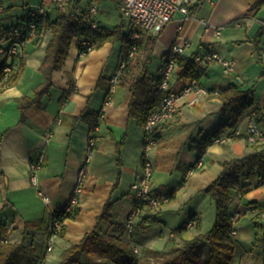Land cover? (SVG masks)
<instances>
[{"label":"crops","instance_id":"crops-1","mask_svg":"<svg viewBox=\"0 0 264 264\" xmlns=\"http://www.w3.org/2000/svg\"><path fill=\"white\" fill-rule=\"evenodd\" d=\"M189 2L193 15L184 18L177 13L162 28L156 35L152 60L156 57L162 63L170 46L184 37L188 45L183 55L192 57L205 49H213L223 58L233 60V70L226 72L217 62L203 65L204 74L198 82L208 94L194 106H189L187 98H182L174 118L159 126L157 144L148 153L153 162L152 186L158 194L173 195L167 204L154 212L153 222L145 223L140 217L131 233L125 229V220L133 203L130 186L141 171L144 131L135 118L129 117L131 92L120 84L109 92V79L121 58L123 44L106 42L80 54L74 38L64 65L52 72V86L42 97L41 105L29 106L23 114L18 99L33 96L34 89L43 82L39 67L52 33L44 31L39 36H28L19 55L0 54V68L9 63L13 71H19L16 81L0 87V225L5 228L0 243L2 240L21 242L26 221L47 217L64 208L74 192L78 170L87 154L92 128L89 117L98 112L95 144L85 165L81 190L76 194L78 214L74 219H65L64 235L50 252L45 250L47 235L44 231L32 226L26 229L27 243H33L44 263L58 264L61 250L71 243H78L86 232L94 229L96 218L110 199L113 201L110 218L99 224V231L121 234L140 251L147 248L168 250L183 239L191 238L193 234L189 232L192 230L178 232V228L192 214L198 216L202 231L209 229L214 220V207L210 197L201 190L218 176L221 161L242 156L249 150L243 138L247 116L256 111L261 115L260 124L264 127V0ZM0 5L3 7L0 10V46L9 43L7 28L37 6H42L41 13L50 19L59 14L52 0H0ZM98 13L95 14L97 20ZM236 22L241 25L236 26ZM216 26L222 27L218 36L214 33ZM150 65V76L157 75L160 66L157 73L152 74ZM178 73L176 65L169 78L170 89L178 90L189 82L190 78L179 77ZM70 76L74 78V90L61 99L69 91ZM100 76L103 80L98 85ZM230 85L240 89L252 87L254 105L244 112L235 128L224 129L218 134L227 138V142H212L201 153L195 142L218 128L224 120L216 92ZM108 95L110 100L105 104ZM82 112L88 117H80ZM201 155L203 167L189 174L190 166ZM40 157L41 167L32 172V164ZM32 173L35 183L31 179ZM155 175L156 179H153ZM241 185L240 196L231 204L236 231L234 264H240L245 255L251 254L253 207L264 204V184L257 185L255 177H249L241 180ZM245 215L252 225L251 235L247 233L249 247L242 242L243 226L238 227Z\"/></svg>","mask_w":264,"mask_h":264},{"label":"trees","instance_id":"trees-1","mask_svg":"<svg viewBox=\"0 0 264 264\" xmlns=\"http://www.w3.org/2000/svg\"><path fill=\"white\" fill-rule=\"evenodd\" d=\"M91 1L69 0L63 10L59 9V14L55 19H50L45 13L29 16L28 11L21 21L12 25L17 29L16 33L21 39L27 38L30 30L35 36L41 35L44 31L52 33L46 47L45 58L39 67L44 80L34 89L33 96H22L18 99L19 109L23 114L27 107L41 105L42 97L49 93L52 86V72L60 70L64 65L74 38L77 39V48L80 54L88 52L83 41H88L91 49L98 48L106 42L119 41L123 44L121 57H127L129 48L135 44L133 54L127 57V63L123 74L119 77L118 84L126 87L132 94L129 102V117L135 118L137 123L143 126L148 114L157 108L162 97V93L156 92V85L160 81L159 73L155 76H150L149 73L157 36L141 33L139 38L133 39L131 37L133 31L128 30L116 0L112 1L119 12V23L112 28H107L102 26L99 19L97 20L94 16L93 19L96 21L97 27L92 28L85 17ZM259 2L261 3V1ZM30 22L33 23V28L29 27ZM10 27L7 28L8 33ZM174 59L179 67V77L199 80L204 74V66L192 57L180 54ZM18 76L19 71L17 72V70H11L7 76H3L0 68V87L13 83ZM102 80L103 76H100L98 85ZM72 90H74V78L70 76L69 91L65 92L61 99L65 98ZM216 96L221 101L220 113L224 120L218 128L195 142V147L201 153L222 130L235 128L244 112L254 105L252 87L240 89L235 85H230L228 88L218 90ZM255 114L257 121L260 122L261 115L256 111ZM80 117L86 118L88 114L82 112ZM99 117V112L89 117L92 126L98 124ZM160 125L156 127V139L159 135L157 130ZM247 146L249 150L242 156L221 161L222 169L218 176L201 190L202 193L210 197L214 207V220L206 231L201 230L198 216L192 214L185 224L178 228V232L188 229L187 222L195 219L193 226L195 233L191 238L183 239L181 243L172 245L168 250L147 248L142 255H139L138 252H134V248L122 238L121 234H103L99 231V224L110 218L113 204L110 199L96 218L94 229L86 232L78 243H71L61 250L58 264H234L236 241L231 233L234 222V213L231 211L232 200L240 196L243 190L241 180L244 178L255 177L257 185L264 184V141L247 143ZM142 157L144 158V154ZM166 195L171 198L173 194L167 193ZM253 208L254 214L251 221L254 234L251 253L254 258L250 262H241L240 264H264V204L256 205ZM78 212V205H74L69 211L62 209L59 212L48 214L47 217L26 221L21 242L1 241L0 264H44V259L38 256L33 243H27L26 229L30 226L36 227L48 236L51 220L54 217L60 220L74 219ZM154 212L153 209H146L138 218H143L142 221L145 223H151L155 220ZM4 229V226L0 225V239L4 234ZM64 230L65 224L60 237H63Z\"/></svg>","mask_w":264,"mask_h":264},{"label":"built area","instance_id":"built-area-1","mask_svg":"<svg viewBox=\"0 0 264 264\" xmlns=\"http://www.w3.org/2000/svg\"><path fill=\"white\" fill-rule=\"evenodd\" d=\"M53 4L58 9H64L65 5L69 0H52ZM118 2L119 11L122 13L123 18L126 22L128 30L133 31L131 37L133 39L139 38L140 34H152L157 35L164 26L170 22L173 17L179 13L184 16V18H190L193 14L190 11L189 0H116ZM0 10L3 7L0 5ZM43 11L42 6H37L28 12L29 16H34L37 13ZM98 12V6L93 2H90L88 9L85 13L86 20L90 22L92 28L97 27L96 21L93 19L95 14ZM236 26H240V22L235 23ZM29 27L33 28V23H29ZM221 26L214 27V33L216 36L221 33ZM10 32L9 43L6 46H0V54L3 56H16L22 51V43L24 39L16 33L17 29L15 27H10L8 29ZM33 35V31L28 32V36ZM83 44L87 47V51L91 50L88 41H83ZM188 45V40L186 38L180 37L178 42L173 43L170 46L168 55L162 60L159 67L160 81L156 85V92L162 93L161 100L156 109L152 110L143 124V144H144V158L141 163V171L138 177L131 183L130 189L132 192L133 203L131 209L125 220V229L127 233H131L135 224V221L141 215V213L146 210H155L162 206L163 204L169 202L171 199L165 194H158L154 191L152 186V175H153V163L148 157V151L155 146L157 139L155 137L156 127L160 124L172 120L178 110L179 102L182 98H187L186 103L189 106H194L200 102V99L208 94L207 89L200 85L198 80L195 78H190L189 82L178 90H173L169 88V78L176 67L175 56L183 54L185 47ZM135 49V44H132L129 48L127 57L133 54ZM127 57H121L117 67L110 77L109 92H112L116 87L119 77L123 74V69L127 63ZM192 58L202 64L206 65L212 62L220 63L226 72L233 70L234 62L231 59L223 58L217 51L213 49H205L201 52L193 54ZM12 70L9 63H4L1 67V72L3 76H7ZM110 100L108 95L105 100L107 104ZM98 124L93 125L91 128L90 135L88 137V149L87 154L84 159V163L80 166L78 170L77 184L72 193L70 199L64 206L65 211H69L77 204V192L81 190V184L83 182L84 176L86 174V163L89 161L92 148L95 144L94 132L97 130ZM244 140L247 143H259L264 141V127L256 119L255 112L250 113L247 116V127L243 135ZM227 138L215 137L213 142L215 143H225ZM42 158L40 157L31 166L32 172H35L41 167ZM204 157L199 156L193 163V167L189 168L188 173L192 174L194 170L203 167ZM32 182L35 183V175H31ZM45 200L47 198L44 197ZM264 216V213H263ZM64 221L58 218H53L51 220V228L45 241V250L49 252L54 247V244L60 238V233L63 230ZM195 225V219L189 220L187 222L188 227H193ZM232 234H235V230H231ZM134 252L137 249L134 248Z\"/></svg>","mask_w":264,"mask_h":264},{"label":"rangeland","instance_id":"rangeland-1","mask_svg":"<svg viewBox=\"0 0 264 264\" xmlns=\"http://www.w3.org/2000/svg\"><path fill=\"white\" fill-rule=\"evenodd\" d=\"M94 1H95V4H97V6H98L99 13H98L97 17H98L99 21L101 22L102 26L107 27V28H112L117 23H119L120 16H119L118 10L116 9L115 4H114V2L112 0H102V1L101 0H94ZM116 44H118V43H116ZM160 63H161V59L156 58V57L153 58L152 63L150 65V71H151L152 74H156L157 73V69L160 66ZM117 85H118V83H117ZM156 144H157V142H156ZM156 144H155V146H156ZM140 146H141V144H140ZM155 146H153L151 149L155 148ZM151 149L148 151V153L151 152ZM156 176L157 175H155L153 179H156ZM168 176H170V175H168ZM170 177L172 178V176H170ZM234 201H236V198H234ZM167 203H165V204H167ZM165 204H163L159 208L155 209V211H157L158 209L163 207ZM232 208L233 207H231V209ZM248 220H249L248 215H245V216H243V219H241V221L238 223V227H242L243 226V229H244L242 231V236H243L242 242H243V245L245 247H249L250 246V239H249L250 237H247V233H248V235H251V231H252V225L248 223ZM246 228H247V231H246ZM188 229L192 230V231L189 232V234L192 233L194 235L195 228L194 227H189ZM232 236H233V238H235L236 237V233L232 234ZM55 244H54V246H55ZM205 244L207 245V243H205ZM40 247H41V245H40ZM40 247H39V250H38L39 252H40ZM132 247L137 249V252H138L139 255H142L144 253V249L142 251H140V249L137 246H132ZM53 249H54V247L52 248V250ZM57 249L58 250L60 249V244L57 245ZM253 258H254V256L252 255V253L248 254L247 256L245 255L244 258L242 259V262H250V261L253 260ZM246 259H247V261H246Z\"/></svg>","mask_w":264,"mask_h":264}]
</instances>
